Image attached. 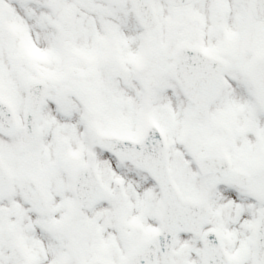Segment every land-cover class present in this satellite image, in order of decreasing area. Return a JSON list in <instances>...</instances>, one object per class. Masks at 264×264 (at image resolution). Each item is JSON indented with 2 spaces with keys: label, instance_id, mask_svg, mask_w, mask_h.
Instances as JSON below:
<instances>
[{
  "label": "snow or ice",
  "instance_id": "obj_1",
  "mask_svg": "<svg viewBox=\"0 0 264 264\" xmlns=\"http://www.w3.org/2000/svg\"><path fill=\"white\" fill-rule=\"evenodd\" d=\"M0 264H264V0H0Z\"/></svg>",
  "mask_w": 264,
  "mask_h": 264
}]
</instances>
